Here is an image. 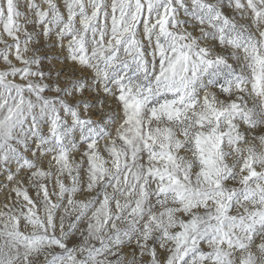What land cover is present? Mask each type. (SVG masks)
Segmentation results:
<instances>
[{
  "label": "snow or ice",
  "instance_id": "6c2138e0",
  "mask_svg": "<svg viewBox=\"0 0 264 264\" xmlns=\"http://www.w3.org/2000/svg\"><path fill=\"white\" fill-rule=\"evenodd\" d=\"M0 264H264V0H0Z\"/></svg>",
  "mask_w": 264,
  "mask_h": 264
}]
</instances>
